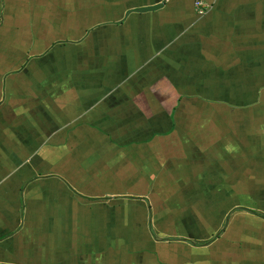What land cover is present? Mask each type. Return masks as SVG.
<instances>
[{
	"label": "crops",
	"instance_id": "0c3cea01",
	"mask_svg": "<svg viewBox=\"0 0 264 264\" xmlns=\"http://www.w3.org/2000/svg\"><path fill=\"white\" fill-rule=\"evenodd\" d=\"M0 0V264H264V0Z\"/></svg>",
	"mask_w": 264,
	"mask_h": 264
},
{
	"label": "built area",
	"instance_id": "2783aa9c",
	"mask_svg": "<svg viewBox=\"0 0 264 264\" xmlns=\"http://www.w3.org/2000/svg\"><path fill=\"white\" fill-rule=\"evenodd\" d=\"M196 6L200 9L201 12H204L206 10L204 2L200 0L196 1Z\"/></svg>",
	"mask_w": 264,
	"mask_h": 264
}]
</instances>
